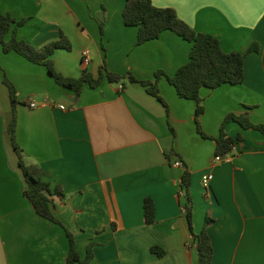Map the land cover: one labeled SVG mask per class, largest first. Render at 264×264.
Masks as SVG:
<instances>
[{"label": "crops", "instance_id": "crops-1", "mask_svg": "<svg viewBox=\"0 0 264 264\" xmlns=\"http://www.w3.org/2000/svg\"><path fill=\"white\" fill-rule=\"evenodd\" d=\"M152 1L215 36L225 52L245 54L244 82L203 88L204 110L197 117L196 102L181 98L165 75L158 86L169 111L138 82L113 86L103 79L76 96L46 66L0 46V264H66L69 251L64 229L38 215L24 194L7 132L12 104L5 78L17 90L16 141L24 161L53 191L62 190L50 196L52 210L73 233L81 258L93 243L90 264H197L184 211L187 170L195 234L210 219L212 264H264V133L228 121L230 159L212 163L228 114L264 124V0ZM126 2L0 0V14L27 19L17 37L38 49L63 34L71 49H57L52 60L65 77L90 72L97 78L103 69L139 80L155 81L157 71L173 76L189 60L192 43L166 30L138 45V28L124 22ZM255 44L259 49L250 52ZM197 120L210 138L200 134ZM206 172L214 176L208 196L201 183ZM147 198L156 208L152 224L145 221ZM154 246L164 256L152 252Z\"/></svg>", "mask_w": 264, "mask_h": 264}, {"label": "trees", "instance_id": "trees-1", "mask_svg": "<svg viewBox=\"0 0 264 264\" xmlns=\"http://www.w3.org/2000/svg\"><path fill=\"white\" fill-rule=\"evenodd\" d=\"M123 18L125 25L138 28V45L159 38L166 30L173 31L185 40L191 42L192 47L189 60L173 76H168L163 71H157L155 81L139 80L131 73L120 75L107 71L104 74V69L97 78L90 72H85L78 78L65 77L55 69L52 55L57 49L64 48L70 50V41L62 34L59 41L52 42L44 48L38 49L17 37L18 28L23 26L27 19L16 20L10 13L0 14V46L4 53L15 52L32 63L46 66L55 81L59 85L71 89L76 96L81 94L86 85L97 87L105 76H107L111 83H119L128 78L130 82H138L146 87L147 92L158 98L168 110L166 102L160 95L158 86L160 77L165 75L168 82L175 88L181 98L196 102L197 117L204 110L202 106L203 98L201 96L203 88L212 90L224 84L238 85L244 82V62L246 55L237 51L225 52L220 41L215 36L195 31L178 16L173 8L157 7L152 0H127L123 9ZM258 49L259 46L255 44L249 51L253 52ZM4 83L8 87L12 104V119L7 127V132L17 152L19 166L25 178L26 186L24 194L38 215L64 229L69 240L66 264H90L93 260L94 244H89L86 257L81 258L73 233L53 213L50 196L53 192L63 193L62 190L57 187L53 191L50 183L43 181L40 177H36L24 161L22 149L16 141L17 90L8 78L4 79ZM230 120L236 121L243 128H254L264 133V124H253L248 115L228 114L222 124L220 136L216 138V155L225 156L233 148L234 139L225 133V124ZM197 122L199 124L198 120ZM198 130L202 136L210 138V136L201 131L200 124ZM190 186L191 176L186 170L182 178V189L186 192L185 198L187 201L184 209L197 246V264H212L214 247L207 231V225L210 223V219H207L203 230L199 234H195L192 226L193 202L189 191ZM155 211L156 208L153 200L151 198L145 199L144 212L147 224H152L155 221ZM151 250L158 256H164L165 254L164 250L157 246L152 247Z\"/></svg>", "mask_w": 264, "mask_h": 264}, {"label": "built area", "instance_id": "built-area-1", "mask_svg": "<svg viewBox=\"0 0 264 264\" xmlns=\"http://www.w3.org/2000/svg\"><path fill=\"white\" fill-rule=\"evenodd\" d=\"M86 62H88L90 59H89V52H86ZM121 89H123V87H121ZM38 105L37 103L35 102V100L33 99H30V107L31 108H36ZM60 109L62 110H65V106H60ZM232 152V150H231ZM230 152V153H231ZM230 153H228L227 155L225 156H221V155H216L214 157V160L212 161L213 164H220V163H223V162H226L230 159ZM177 166H182V164L180 162H177L176 163ZM213 173L212 172H206L203 174L202 176V180H201V183H202V187L204 189V194L205 196H208L210 195V192H211V188H212V181H213ZM185 211V209H184Z\"/></svg>", "mask_w": 264, "mask_h": 264}, {"label": "rangeland", "instance_id": "rangeland-1", "mask_svg": "<svg viewBox=\"0 0 264 264\" xmlns=\"http://www.w3.org/2000/svg\"><path fill=\"white\" fill-rule=\"evenodd\" d=\"M104 79H105L106 81H108V78H107V76H105V78H104ZM123 81H125V83H126V84H129V83H130L128 78H127V79H125V80H123ZM117 84H118L117 82H114V83H112V85H113V86H117Z\"/></svg>", "mask_w": 264, "mask_h": 264}, {"label": "water", "instance_id": "water-1", "mask_svg": "<svg viewBox=\"0 0 264 264\" xmlns=\"http://www.w3.org/2000/svg\"><path fill=\"white\" fill-rule=\"evenodd\" d=\"M98 18H99L100 20H102L100 16H98ZM103 20H104V18H103Z\"/></svg>", "mask_w": 264, "mask_h": 264}]
</instances>
